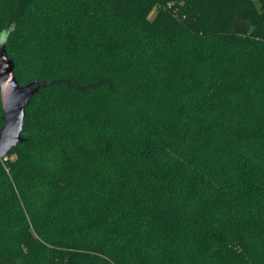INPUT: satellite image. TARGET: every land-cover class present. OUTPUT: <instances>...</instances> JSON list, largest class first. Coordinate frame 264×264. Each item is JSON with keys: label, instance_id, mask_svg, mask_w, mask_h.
<instances>
[{"label": "trees", "instance_id": "16d2710c", "mask_svg": "<svg viewBox=\"0 0 264 264\" xmlns=\"http://www.w3.org/2000/svg\"><path fill=\"white\" fill-rule=\"evenodd\" d=\"M11 30L50 84L0 159V264H264V0H0Z\"/></svg>", "mask_w": 264, "mask_h": 264}, {"label": "water", "instance_id": "95a60500", "mask_svg": "<svg viewBox=\"0 0 264 264\" xmlns=\"http://www.w3.org/2000/svg\"><path fill=\"white\" fill-rule=\"evenodd\" d=\"M11 31L0 33V100L3 112V127L0 131V159H4L24 142L26 108L31 99L50 83L36 80L20 85L15 77V63L9 57L7 46Z\"/></svg>", "mask_w": 264, "mask_h": 264}, {"label": "rangeland", "instance_id": "374dc122", "mask_svg": "<svg viewBox=\"0 0 264 264\" xmlns=\"http://www.w3.org/2000/svg\"><path fill=\"white\" fill-rule=\"evenodd\" d=\"M156 13H157V11H156V9H154V10L151 12V14H150V18L153 19V18L156 16ZM10 157H11L12 159H14V158H15V155H11Z\"/></svg>", "mask_w": 264, "mask_h": 264}]
</instances>
